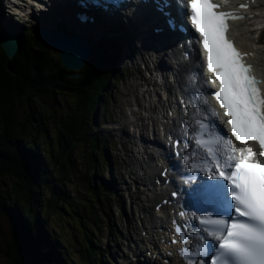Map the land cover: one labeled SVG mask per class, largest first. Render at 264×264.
<instances>
[{
  "label": "trees",
  "instance_id": "1",
  "mask_svg": "<svg viewBox=\"0 0 264 264\" xmlns=\"http://www.w3.org/2000/svg\"><path fill=\"white\" fill-rule=\"evenodd\" d=\"M16 32L19 48L12 57L0 36V124L3 131L10 132L9 136H0V224L3 218L11 223V235L6 238L8 248L0 238V256L8 255L11 264H78L79 258H85L89 264H105L94 240L88 239L86 247L77 255L68 250L56 234L51 216L70 206L71 195L66 192L69 183L64 179L68 177V165L73 166L67 160L71 151L64 149L66 145L60 148L51 142L48 145L39 142L41 131L50 132L49 118L44 119L42 113L37 114L31 107L26 118L19 121L17 102L23 106L25 100H34L39 95L54 99L57 89L67 90L77 97L76 107L80 113L66 120L59 142L72 147L78 140L94 138V145L105 142L110 146L107 136L93 133L97 127L91 125L86 115L102 102L101 95L106 93L118 72L119 42L107 37L96 41L93 59L91 56L82 68L81 78L73 79L70 75L74 72L64 65L59 54L58 58L53 56L57 51L38 42V31L31 32L20 26ZM61 76L65 82L61 81ZM95 158L94 153L89 155L91 161ZM106 163L108 166V161ZM8 177L12 182L4 189ZM92 190L98 200L97 216L101 218L111 200L107 197L105 205L102 188L94 185ZM73 198L80 201V197ZM99 229L104 230L105 226Z\"/></svg>",
  "mask_w": 264,
  "mask_h": 264
},
{
  "label": "rangeland",
  "instance_id": "2",
  "mask_svg": "<svg viewBox=\"0 0 264 264\" xmlns=\"http://www.w3.org/2000/svg\"><path fill=\"white\" fill-rule=\"evenodd\" d=\"M6 14L8 16L10 15L7 12ZM12 15L15 18L18 17L15 14ZM15 18L11 16L9 20H5L0 17V26L3 25L0 28L1 37H6V35H4V28L9 29V32H12L13 28L18 29L20 26L31 32H42V35H44L42 25L35 21L39 19L35 18L33 22L30 21L26 23L25 16L18 17V19L21 20V22L18 23L20 25H15ZM115 28L116 27L111 25L109 27V29ZM107 30H104L103 33H106ZM48 32L51 33L50 36L60 34L65 35L61 32ZM98 38H100V36L93 38V42ZM124 41L125 47L123 46V43L121 44V47L123 48L122 53H124V50L127 51L128 48V42L125 37ZM128 41L132 49H134L135 43H133L132 37H130ZM115 51L116 49L112 52ZM12 52L13 47L10 53ZM53 54L54 57L58 58V52H54ZM135 55L136 54L131 56V60L129 61L120 58L118 72L114 76V80L111 82L110 86L106 88V93L101 95L102 102L99 103L96 109L92 111L89 110L86 115V118L89 116L91 125L97 127L93 133H98L100 135L103 134L108 137L111 144L108 147L105 142L94 145L93 143L96 141L94 138L74 141L75 144H73L72 147L70 146L71 144L63 145L59 142V139L61 138L60 135L65 129L66 120L72 119L73 116L76 117L80 113L76 107L78 104L77 97L71 95L67 90L57 89V92L54 94V99L51 98V96L39 95L35 97L34 100H25L23 106H21L19 101L17 102V117L19 121L26 118L31 107L37 114L42 113L45 116L44 119L49 118V120H47V122H49L47 123V126L50 127V132L48 134V129L41 131L38 137L39 142L41 141L47 145L51 142L53 146L60 148H63L66 145V148L64 149L70 148L69 151H71V153L68 152L67 160L72 162L73 166L71 168L68 165V177H65L64 179L66 183H69L66 187V192L71 195L70 206L61 209V211L54 213L51 216V222H53L57 229L56 234L66 248L77 255H80V251L86 247L88 239L94 240V245L103 250L105 264H119V262H122V254H125L130 250V247L125 246L126 237L129 238L132 234V237L134 238L142 232L141 219H144L143 222L146 225L151 223V218L139 209L141 205L149 204L146 202L144 196L139 197L133 206H129L130 200L124 191L126 185H129V183L131 184L129 181L130 178L126 172L127 168L125 169V162L128 163L129 158L124 154L122 133L117 130L123 122V105L126 101L133 99V91L136 90L133 86L135 83L139 82V79H136V75L141 71L144 77H148V73L143 71L144 63L140 61L139 56L136 58ZM146 58L149 60L148 55ZM135 60L139 61L138 64H135ZM149 62L150 65H152L150 60ZM260 68H263V66H260ZM76 71L74 69V74L77 73ZM72 75H70V77ZM60 79L61 81H66L62 76ZM127 95H129V97ZM105 122H107V124H104ZM74 129L78 132V127L75 126ZM85 129L87 131V128ZM33 130L34 132L38 131L35 129ZM8 133L10 132H7L5 129L3 131V127L0 124V136H9ZM93 153L96 158L91 161L89 155ZM128 155L131 154L128 153ZM138 157L143 158V155H138ZM103 161L105 164H103ZM106 161H108V166ZM94 169H96V171ZM5 182L6 185L4 186V189H7L12 182L11 177L6 178ZM94 185L102 188V197L104 198L105 205H107V197L111 200L110 206L105 207V215H101V218L97 216L99 206L96 204V201L98 200L91 192L93 191L92 187ZM131 188H134L133 185ZM74 196L80 197V201H76L73 198ZM94 204L96 205L94 206ZM122 208L125 209V213ZM91 221L95 222L97 225H94ZM110 221L114 227V231L110 233L108 228H105L104 230L99 229L101 225L104 227L109 224ZM133 225L140 228L138 234L132 233V231L135 230L131 228ZM10 228V220L3 218L0 224V238L5 248H8L9 242L6 238L8 235H11ZM117 253L119 255H117ZM113 255L115 256L114 259ZM86 258L88 259L87 256ZM78 261V264H89L85 258H79ZM0 264H11L8 255L2 254L0 256Z\"/></svg>",
  "mask_w": 264,
  "mask_h": 264
},
{
  "label": "snow or ice",
  "instance_id": "3",
  "mask_svg": "<svg viewBox=\"0 0 264 264\" xmlns=\"http://www.w3.org/2000/svg\"><path fill=\"white\" fill-rule=\"evenodd\" d=\"M169 7V0H157V10L161 13L167 15L165 10ZM190 7L193 26L204 37L203 44L209 53L208 68L213 71L209 32L201 25L208 24L213 29L226 31L227 19L241 17L231 13H216L213 9L217 5L211 4L209 0H190ZM227 47L231 48L232 45L228 44ZM216 51L221 67L215 72L222 87L215 98L225 108V114L231 117L227 123L231 125L232 136L241 144L246 142L237 132L239 121L247 139L259 144V157H264V95L259 93V82L247 75L251 68L243 65L238 54L229 58L225 56L222 47H217ZM221 72L225 73L227 80L220 77ZM226 88H230L233 94L231 103L221 99ZM205 127L201 125L202 133ZM212 128L216 131L208 132L207 144L201 136L196 137V143L208 153L206 174L211 168V180L223 178L228 184L201 182L192 189L190 195L197 201L199 211L203 213L211 210L208 216H202L201 224L205 225V231L219 244L217 246L209 241L204 247L185 253L189 257H201L199 261L190 258L188 264H264V163H261L250 147L236 149L214 121ZM245 163L250 168L242 167ZM256 169L261 170L259 175Z\"/></svg>",
  "mask_w": 264,
  "mask_h": 264
},
{
  "label": "bare ground",
  "instance_id": "4",
  "mask_svg": "<svg viewBox=\"0 0 264 264\" xmlns=\"http://www.w3.org/2000/svg\"><path fill=\"white\" fill-rule=\"evenodd\" d=\"M257 3L258 4H255L256 6L254 5L253 14H259V16H256V19L252 22L251 20L248 19L249 16L244 14L245 17L241 18V21H240L242 23H238L242 26L240 27V30L237 33H235V37L239 40L240 44L245 49H248L250 52L256 54V57L254 58V60L259 67L263 66V68H261V69L259 68V71L264 74V48H262L264 46L254 44L255 39H256V33L260 34V37L258 39V44H264V41H263L264 40V30H262V31L259 30V29H261V25H263V23H264V0H257ZM31 7L33 8V6L30 5L26 9H21L19 12H16V14L17 15H23V12L30 9ZM243 10L245 11V9H243ZM24 16H25L26 21H27L26 23H28L30 21L33 22V20L35 18L39 19V20H35V21H37V23L39 22L38 24H41L42 28H44V29H47V28L56 29V28L62 27V24H58L56 22L57 14H56L55 9L49 10L48 12L34 9L30 13L25 14ZM0 17L5 19V20H9L11 16L10 15L8 16L6 13L4 14V11L0 10ZM100 19H101V22L99 23L97 20V23H95L93 25V27L80 26L79 24H77L74 21L72 23L74 26H76L79 29L87 30L88 36H89L88 38H89V41L91 43V42H93V38L95 36H98L101 33H103L104 27L106 24H112L110 22V20L107 18L104 19L101 17ZM7 23H5V24H7ZM122 23L120 24L119 28L122 26ZM2 26L3 25H1L0 28ZM69 30L72 31V28ZM4 31H5L4 34H7L9 29L4 28ZM71 34L74 35V33H71ZM154 37L155 36L152 33H150V38H154ZM66 38H67V42L65 43V46L57 48L56 51H58L59 54L63 55L65 60L70 64H76V63H79L81 60H85L87 57V51L89 49H92L91 44L89 45L88 42H85L81 38L71 37L70 34H69V37H66ZM5 40H7V39H5ZM138 41L139 40H137V42ZM5 42L6 41H4V45H5ZM250 46H252V47H250ZM5 48L7 51H10V48L7 45H5ZM134 51L144 55V52L148 51V49L144 48L140 45H135ZM157 54H158V68L160 69V71H157L156 73H161L162 71L164 72L167 70V69H164L162 66H166L168 56H167V54L163 53L162 51L157 53ZM143 60L148 67V60L146 58H143ZM150 74H151V72H150ZM81 76L78 78H81ZM176 81H181V75L179 76V78ZM150 82H152V80H150ZM155 83H156V81H155ZM134 89L137 90V84L135 85ZM136 90L133 91V93L135 95L136 101L139 102L140 101V94H138V92ZM172 92H173V89L169 90V93H172ZM160 108H161V106L157 107L153 103V101H150V112L148 114V117L150 119H152V120L154 119L156 121L158 119L156 116L159 113L161 114ZM156 109H159V112H156ZM122 115L124 116V113H122ZM138 121H139V123H141L140 124L141 127L144 128L143 118L140 117ZM117 130L122 133V135L125 137V139H127V140L129 139L132 141L133 137L130 135V131L128 130V124L126 122H122L120 124V127ZM236 148H238V147L236 146ZM124 151L127 152L128 149L126 147H124ZM129 152L131 154V155L127 156V158H129V162L128 163L125 162V165L127 167L126 172L131 176H135L136 180H138V181L139 180L144 181L145 178H148L145 182H150L151 176H149L147 172L143 176L138 175V177H136L134 165L136 164L137 159H136L135 154L132 150ZM142 161H143V159L142 160L140 159V162H142ZM145 163H146V161H145ZM142 166H144V165H142ZM123 173H124V171H123ZM136 195H137V197H136ZM139 195H140V191L135 192L134 196H132L133 200L138 199ZM147 207L149 210H147ZM139 209H140V211H143L144 213H148V214H150V216H152V213L150 212L149 205H146V206L142 205L141 207H139ZM173 214L174 213L172 210H164L163 212H161L157 215L156 220H159V219L167 220L170 216H173ZM153 223L159 224V221H155V218H154L153 220H151L150 224L146 225L144 223L145 225H144L143 230L147 231L149 236L148 237L146 236V238H144V240L142 241V246L145 249H147V251H152V254H155L156 250H158L159 248L162 249L166 258H168L172 264H177L175 261L180 260V257H178L177 255H168L167 254L168 251H170V250L176 251L177 248L168 246L166 242L160 241L162 239V237H159V234L157 232L158 230H156L154 227H151V224H153ZM131 228L135 229L132 231L133 234H138V232L140 230L138 227L133 225V226H131ZM126 239H128V238H126ZM141 249L142 248L137 250V253L140 254V257L144 255L143 254L144 250H141ZM146 260H148L149 264H153L151 262L152 259H148L146 257L145 261ZM127 264H131V263L127 262Z\"/></svg>",
  "mask_w": 264,
  "mask_h": 264
},
{
  "label": "clouds",
  "instance_id": "5",
  "mask_svg": "<svg viewBox=\"0 0 264 264\" xmlns=\"http://www.w3.org/2000/svg\"><path fill=\"white\" fill-rule=\"evenodd\" d=\"M33 6V8L31 7L30 9H28V10H26V11H24L23 12V15H17L16 14V12H19L21 9H26V8H28V6ZM42 10V11H45L44 10V6L43 7H39V6H36V5H34L32 2H29V3H27L26 5H24V6H22V7H20V9L19 10H17V11H12V12H9L8 11V9H6L5 8V5L4 4H2V3H0V10H3L4 11V14L7 12V13H9L13 18H15L12 14H15L16 16H18V17H24V15L25 14H28V13H30L32 10ZM61 10L64 12V13H67V9H66V7H64V6H62V8H61ZM56 12L57 13H61V11H60V9H58V8H56ZM18 17L17 18H15V20H16V22H15V25L17 24L18 25V23L19 22H21V20L20 19H18ZM58 24H62V23H60V22H58ZM14 25V26H15ZM20 25V24H19ZM59 29V31H57V28L56 29H51V28H47V29H44V28H42V30L43 31H55V32H61V33H64L65 35H67L68 37H69V34L71 35V37H78V38H81L82 40H85L86 42H88L89 43V45L90 44H92V49H91V54H90V57L88 58V60H87V62L89 61V59L91 58V56H92V52H94L95 51V48H96V41H99V40H101V39H103L104 37H107V36H101V35H98V36H100V38H98L96 41H94V42H91L90 43V41H89V36L88 37H86V36H82V34H80V33H78L77 32V34H75L74 33V35H72L71 33H69V32H67V31H70V30H67L64 26H63V24H62V27L61 28H58ZM13 32V33H12ZM12 32H11V36L10 37H15V38H17V40L19 41V37H18V35H17V32H16V28H13V30H12ZM69 33V34H68ZM107 33V32H106ZM10 34V33H9ZM38 34H39V31H38ZM5 35V34H4ZM98 36H95L94 38H96V37H98ZM2 38V40H4V39H6V38H8L7 37V35H6V37H1ZM38 38V37H37ZM93 38V37H92ZM107 38H111V39H113V37H107ZM53 49H55V48H53ZM56 50V49H55ZM58 52V51H57ZM59 56H60V54H59ZM93 56H94V54H93ZM93 56H92V59H93ZM119 57H120V55H119ZM61 58V57H60ZM62 60V59H61ZM63 62V61H62ZM87 62H86V64H87ZM85 64V65H86ZM84 65V66H85ZM82 70V69H81ZM81 72V71H80ZM79 72V74H81ZM82 75V74H81ZM44 103H46V102H44ZM104 124H107V122H105ZM102 125H103V123H102ZM127 167H126V165H125V169H126ZM131 192V194L134 196V194L133 193H135V192H132V191H130ZM105 228H108L109 230H110V233L112 232V231H114V227H113V225H112V223H109V224H107L106 226H105ZM140 235V234H139ZM139 235H137L136 237H132V235L128 238V239H126V244H125V246L126 247H130L129 246V244H130V241H132L133 239L134 240H136L137 242L139 241ZM127 238V237H126ZM99 251L103 254V250H101V249H99ZM132 247H130V250L127 252V253H125V254H122V262H119V264H127V262H129V263H131L132 262V260H131V258H133V255H132ZM116 255V254H115ZM117 255H119L118 253H117ZM115 258V256L113 255V259Z\"/></svg>",
  "mask_w": 264,
  "mask_h": 264
},
{
  "label": "water",
  "instance_id": "6",
  "mask_svg": "<svg viewBox=\"0 0 264 264\" xmlns=\"http://www.w3.org/2000/svg\"><path fill=\"white\" fill-rule=\"evenodd\" d=\"M44 32V35H42L43 33L40 32L38 34V42L43 45V46H49V47H53L55 49L57 48H60V47H64L65 46V43L67 42V38L68 37L67 35H54V36H50L51 33H49L48 31H43ZM7 40H3V45H4V41L5 42V45H7L9 48H10V51H7L8 55L10 57H12L18 50L19 48V41L17 40V38H15L14 36L13 37H8L6 38ZM85 41V40H84ZM86 42V41H85ZM5 45H4V48H5ZM13 47V52H11V49ZM6 49V48H5ZM90 54H91V49H89L87 51V57L85 60H81L79 63H76V64H70L68 63L65 58L63 57V55L60 54V57L64 63V65L69 68L70 70H73L75 69V71L77 72L76 74L72 75L71 77L72 78H78L81 76V74H78L81 69L84 67V65L86 64L88 58L90 57ZM20 147H23V144H21Z\"/></svg>",
  "mask_w": 264,
  "mask_h": 264
}]
</instances>
